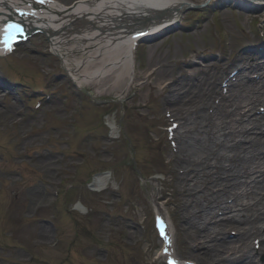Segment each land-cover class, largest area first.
Listing matches in <instances>:
<instances>
[{
  "label": "rangeland",
  "instance_id": "374dc122",
  "mask_svg": "<svg viewBox=\"0 0 264 264\" xmlns=\"http://www.w3.org/2000/svg\"><path fill=\"white\" fill-rule=\"evenodd\" d=\"M186 2L191 5L183 6L173 27L138 46L135 73L121 87L109 86L110 74L78 88L44 34L0 61V264H162L151 225L154 178L173 213L179 252L195 255L196 248L187 246L199 236L190 221L182 224L185 203L177 192L178 186H193L183 177L190 170L177 172L193 163L176 162L165 135L164 98L182 85L179 78L209 84L237 49L262 43L264 5ZM75 57L68 54L71 61ZM161 68L166 70L158 74ZM213 98L183 111L210 110ZM206 123L199 119L196 125L209 129ZM180 131L185 133L182 125ZM208 180L217 185L209 175L198 183ZM189 210L191 220L194 206ZM45 226L49 231L41 233ZM232 226L226 224L225 235ZM253 236L245 239L250 246ZM223 262L218 264H228Z\"/></svg>",
  "mask_w": 264,
  "mask_h": 264
},
{
  "label": "bare ground",
  "instance_id": "6f19581e",
  "mask_svg": "<svg viewBox=\"0 0 264 264\" xmlns=\"http://www.w3.org/2000/svg\"><path fill=\"white\" fill-rule=\"evenodd\" d=\"M185 1L42 0L43 3L38 4L35 0H0V23L5 17L12 16V8L24 6L31 12L25 15L29 26L41 28L50 49L58 54L65 68L69 70L70 77L77 84H83L93 78L102 82L112 74L109 86L117 88L130 82L134 56L131 42L127 41L131 31L143 29L145 25L150 24L152 28H160L165 32L175 25V18ZM232 1L245 9L263 2ZM142 9L148 13L146 16L136 13ZM71 51L77 54L73 61L68 59ZM246 69L247 66H244L243 70ZM261 69L264 72V65ZM165 70L166 68H161L157 73L162 74ZM220 70L222 69L216 71L214 78L218 77ZM125 73H129L127 80ZM189 82L185 77L179 78L177 84L182 85L174 91L171 90L172 93L168 98H164V101L172 114L177 116L175 119L179 121V126H183L185 132L184 135H179L180 145L176 162L180 161L181 155L183 162L190 161L196 166L193 173L183 174V177L193 179V186L189 183L188 187H177L181 201L187 205L185 213L191 215L190 206L195 209L191 220L188 218L187 221L196 227V232L192 234L199 238L191 246L196 245V256L201 264H218L219 261H228L229 264H264V261H255L257 251H253L245 240L250 234L260 236L264 248V114L257 116L254 112L246 121L242 118V115H248L253 110L256 103L264 104V77L258 80H238L233 88L230 87L232 92L229 96L219 91L216 81L208 84L206 80L204 86ZM5 84L10 85V82L5 81ZM173 85L176 88L177 85ZM218 91L220 101L213 116L204 110V106L188 114L183 111L191 103L204 105L210 96ZM215 114L219 121L217 124L214 120ZM199 119L211 127L199 129L196 125ZM191 130H196L199 136L192 138L189 135ZM233 139H237V142L233 143ZM209 142L218 145V149L214 150L213 145L210 149ZM206 160L208 161L205 162ZM203 162L205 167H198ZM193 164H190V168ZM202 169L207 171L203 172ZM207 175L214 179L218 187L206 181L198 183L200 177ZM160 185H154L155 194L158 193ZM236 185L238 187H235ZM192 189L195 190L194 194L191 193ZM227 194L234 196L231 203L226 202ZM40 197L43 198L42 195ZM216 205L220 206L221 210H226L227 214H215ZM195 206L199 208L196 210ZM158 207L162 208L160 203L157 209ZM187 221L185 220L186 225ZM228 223L236 226L239 231L237 236L229 237L224 234ZM40 231L45 233L49 228L45 226L40 228ZM218 237L220 239L217 241ZM229 249L237 254L229 253ZM258 255L264 260V249Z\"/></svg>",
  "mask_w": 264,
  "mask_h": 264
},
{
  "label": "snow or ice",
  "instance_id": "6c2138e0",
  "mask_svg": "<svg viewBox=\"0 0 264 264\" xmlns=\"http://www.w3.org/2000/svg\"><path fill=\"white\" fill-rule=\"evenodd\" d=\"M4 31L6 34H10V33H19L22 30L16 24H6ZM6 42H7V40H6Z\"/></svg>",
  "mask_w": 264,
  "mask_h": 264
}]
</instances>
